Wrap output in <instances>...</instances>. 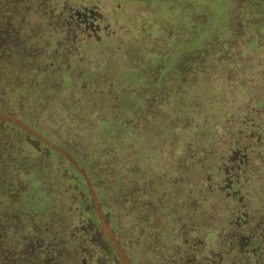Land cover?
Listing matches in <instances>:
<instances>
[{
	"label": "trees",
	"instance_id": "1",
	"mask_svg": "<svg viewBox=\"0 0 264 264\" xmlns=\"http://www.w3.org/2000/svg\"><path fill=\"white\" fill-rule=\"evenodd\" d=\"M88 1L0 0V264H123L90 189L132 264H264V0Z\"/></svg>",
	"mask_w": 264,
	"mask_h": 264
},
{
	"label": "rangeland",
	"instance_id": "2",
	"mask_svg": "<svg viewBox=\"0 0 264 264\" xmlns=\"http://www.w3.org/2000/svg\"><path fill=\"white\" fill-rule=\"evenodd\" d=\"M84 0H71V3L74 5V6H80V2L83 3ZM86 1V0H85ZM99 1V0H98ZM114 1H121V0H112V2ZM124 1V0H122ZM128 1V0H126ZM131 2H133L134 0H129ZM89 3H91V5H89V8L90 9H93V5H92V2H94V0H92V2L88 1ZM95 3H98V2H95ZM155 3V2H154ZM162 3L165 4V2L163 1ZM167 4L171 5L170 4V1L166 2ZM102 4V5H101ZM99 7L98 10L99 12H101L102 14L104 13L105 15L110 12V7L108 6V1L107 3L105 2H102V3H99ZM160 9V5H158V7H155L153 9ZM223 8H225L223 6ZM222 6H220V11L223 9ZM141 9V8H140ZM139 9V10H140ZM170 11V9H168ZM142 12V11H141ZM141 12H137L135 7H133L131 4H127L126 7H125V10H123L122 12L120 11H117V12H111L110 15H109V18H106V22L107 23H111L110 19L115 21V22H118V24L114 27L115 29V32H117V35H120L122 37H124L125 35L126 36H129V37H132L134 34L137 35V28L141 26ZM175 12V11H174ZM222 12V11H221ZM169 13V12H168ZM108 16V14H107ZM153 17H157V16H153ZM136 22V23H135ZM109 24V26H110ZM154 24V22H153ZM114 26V25H113ZM130 28H129V27ZM155 28H158L156 26V23L155 25H153ZM203 33H204V28H202V30L200 31L199 33V36H194L192 39H191V43L189 44H192V43H196V42H199V40L203 37ZM142 36V35H140ZM139 37V36H138ZM255 42H252L251 44L253 45ZM188 46V40L186 41V44H178V46L176 47L177 48H185ZM175 49V50H176ZM250 49H246V55H251V51H249ZM176 52H173V53H169L168 56H167V60L169 61H174V55H175ZM248 65L250 66V68H254V70H256V65L255 63H248ZM263 70V69H262ZM257 77V76H256ZM232 89V88H231ZM224 90H228L227 88H224ZM169 92V91H168ZM218 107H220V105L216 106L215 108L218 109ZM245 118V117H244ZM248 118L247 120H250L249 118L250 117H246ZM169 123L170 124H167L166 127H172L177 124L176 121H174V119H171L169 120ZM251 123V122H250ZM238 126L240 125V122H238L237 124ZM248 126H250L249 124H247ZM203 138V137H202ZM202 140V139H201ZM231 148H236V144L233 145V147H230V145L227 146V149H231ZM216 151H213V154H215ZM210 158V157H209ZM90 195H91V198L93 200V205H94V208L96 210V212L98 213V217L100 218V224H101V230L102 232L105 234V236L108 238V240L110 241V243L113 245V247L115 248V250L117 251V256H119V258L121 259L122 263L123 264H132L131 260L128 258V256L126 255V253L124 252V250L122 248H120V246L117 244V241L113 235V232L111 230V227L109 226V223L106 219V216H105V212L104 210L102 209L101 207V204L100 202L98 201L97 199V196L95 195V193L90 189Z\"/></svg>",
	"mask_w": 264,
	"mask_h": 264
},
{
	"label": "flooded vegetation",
	"instance_id": "3",
	"mask_svg": "<svg viewBox=\"0 0 264 264\" xmlns=\"http://www.w3.org/2000/svg\"><path fill=\"white\" fill-rule=\"evenodd\" d=\"M251 138L254 137L251 136ZM235 144L236 148L240 146L238 142L234 143V145ZM245 146L246 144H244V147ZM260 148L261 143L259 140H257L256 145H253L251 142H249L245 148H239L237 151L233 152V158L231 159L232 169H229L228 173L236 175L237 173L244 172L245 169L251 166L252 161L257 158L258 154L255 153L258 152ZM262 165H264V161H262ZM230 185L231 184H229V187Z\"/></svg>",
	"mask_w": 264,
	"mask_h": 264
}]
</instances>
